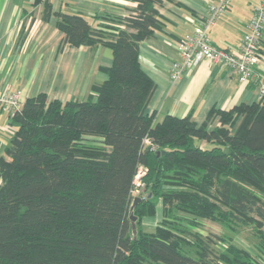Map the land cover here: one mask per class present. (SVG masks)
Returning <instances> with one entry per match:
<instances>
[{
  "label": "trees",
  "instance_id": "obj_1",
  "mask_svg": "<svg viewBox=\"0 0 264 264\" xmlns=\"http://www.w3.org/2000/svg\"><path fill=\"white\" fill-rule=\"evenodd\" d=\"M133 1L130 14L94 15L96 24L54 15L63 45L108 48L112 64L94 99L39 93L12 116L0 158V264H264L231 235L198 231L209 220L264 239V102L212 109L201 125L190 115L153 122L155 85L138 54L162 28V0ZM52 13L46 3L42 19ZM158 203L162 219L146 231L141 221Z\"/></svg>",
  "mask_w": 264,
  "mask_h": 264
},
{
  "label": "crops",
  "instance_id": "obj_2",
  "mask_svg": "<svg viewBox=\"0 0 264 264\" xmlns=\"http://www.w3.org/2000/svg\"><path fill=\"white\" fill-rule=\"evenodd\" d=\"M219 0H162L157 7L162 28L139 46L138 61L155 88L146 112L153 122L165 116L190 115L201 125L212 109L228 111L241 103L259 100L256 82L242 84L228 69L201 61L177 81L169 79L170 66L179 63V40L191 33L206 14L209 3ZM48 3L52 15L42 19ZM255 0H228L226 10L209 28L211 42L225 50H235L252 16ZM133 0H0V93H19L26 99L44 93L49 100L85 101L94 99L93 86L107 79L104 69L112 64L110 49L98 46L72 47L62 44V33L55 27L58 12L80 14L91 24L94 15L124 17L132 12ZM264 54V40L261 44ZM264 77V60L255 70ZM9 113L0 108V158L14 134ZM160 214L157 204L153 217H144L141 227L152 231L157 224L147 222ZM158 222V223H159Z\"/></svg>",
  "mask_w": 264,
  "mask_h": 264
},
{
  "label": "built area",
  "instance_id": "obj_3",
  "mask_svg": "<svg viewBox=\"0 0 264 264\" xmlns=\"http://www.w3.org/2000/svg\"><path fill=\"white\" fill-rule=\"evenodd\" d=\"M252 16L246 25V32L235 50H225L215 46L208 37L209 28L215 23L228 4V0H219L217 4L209 3L206 14L197 21L195 29L184 35L178 42L177 51L180 62L170 66L169 79L175 82L185 72L196 67L205 60L212 64L228 69L242 84L256 82L259 100L264 102V77L255 72L259 63L264 60L261 44L264 40V0H255ZM23 100L19 93L2 91L0 93V108L6 110L10 117L21 109ZM147 143V141H146ZM144 174L140 167L130 192L131 201L141 198V176Z\"/></svg>",
  "mask_w": 264,
  "mask_h": 264
},
{
  "label": "rangeland",
  "instance_id": "obj_4",
  "mask_svg": "<svg viewBox=\"0 0 264 264\" xmlns=\"http://www.w3.org/2000/svg\"><path fill=\"white\" fill-rule=\"evenodd\" d=\"M160 214H158L155 218L149 219L147 222L151 224H158L160 219ZM201 229L198 231L201 232V234L206 235L207 233H213L217 235L221 234H229L233 238V242L238 247L249 251L252 254V257L255 259V263H258V261L264 262V254H260L259 245L264 242V239H261L260 237L254 235L252 231L249 229L241 230L232 233L231 231L227 230L225 227H223L222 224L209 221V220H201ZM262 233L264 235V228L262 230ZM262 237V236H261ZM222 248H227L226 244L222 245Z\"/></svg>",
  "mask_w": 264,
  "mask_h": 264
},
{
  "label": "water",
  "instance_id": "obj_5",
  "mask_svg": "<svg viewBox=\"0 0 264 264\" xmlns=\"http://www.w3.org/2000/svg\"><path fill=\"white\" fill-rule=\"evenodd\" d=\"M140 200H141V198H139V197L134 198L133 203L130 207V210H132V208L135 206V204L138 203ZM130 220H131V228L133 231V235H135L136 234V225H135L136 217L131 215Z\"/></svg>",
  "mask_w": 264,
  "mask_h": 264
}]
</instances>
